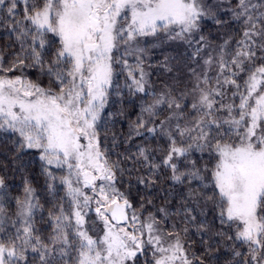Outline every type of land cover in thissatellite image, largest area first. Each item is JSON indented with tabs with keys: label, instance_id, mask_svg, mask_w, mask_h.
Instances as JSON below:
<instances>
[{
	"label": "trees",
	"instance_id": "16d2710c",
	"mask_svg": "<svg viewBox=\"0 0 264 264\" xmlns=\"http://www.w3.org/2000/svg\"><path fill=\"white\" fill-rule=\"evenodd\" d=\"M207 1V20L197 19L189 37L156 34L143 56L127 60L90 126L112 184L141 224L178 241L190 264H256V251L227 218L214 177L217 150L234 134L230 101L236 104L241 90L227 83H246L264 64V0ZM38 4L17 3L14 13L1 7L0 59L9 76L54 96L70 63L57 38L30 22ZM22 137L0 120L1 212L15 222L20 205H35L27 233L7 242L18 241L25 264H84L91 252L80 230L95 226L94 213L76 174Z\"/></svg>",
	"mask_w": 264,
	"mask_h": 264
},
{
	"label": "rangeland",
	"instance_id": "374dc122",
	"mask_svg": "<svg viewBox=\"0 0 264 264\" xmlns=\"http://www.w3.org/2000/svg\"><path fill=\"white\" fill-rule=\"evenodd\" d=\"M37 1L39 8L35 5L29 20L57 38L70 67L63 73L60 93L50 96L27 78L9 76V67L4 68L0 59V120L23 133L27 144L35 143L37 150L53 154V164L66 165L76 174L82 197L94 213L90 222L95 226L80 230L91 252L86 264H190L178 241L150 224H141L133 212L129 211V217L135 241L126 226L111 221L109 206L127 204L100 160L90 124L116 84L118 70L128 66L127 60L143 56L156 34L179 41L189 37L197 19L207 20L208 1L0 0V12L2 6L11 5L9 13H14L17 3ZM249 43L246 38L242 49ZM240 86L237 95L230 92L231 99L237 96L236 104L230 101L234 134L217 150L214 181L228 220L239 226V238L256 251V264H264V224L258 214L260 205L264 209V64L254 68L246 83L231 81L226 89ZM222 103L223 97L218 106ZM2 184L0 179V190ZM2 202L0 194V264H25L18 241L8 243L7 239L27 233L34 202L20 205L15 222L10 223L1 212ZM7 224L10 236H6Z\"/></svg>",
	"mask_w": 264,
	"mask_h": 264
},
{
	"label": "water",
	"instance_id": "95a60500",
	"mask_svg": "<svg viewBox=\"0 0 264 264\" xmlns=\"http://www.w3.org/2000/svg\"><path fill=\"white\" fill-rule=\"evenodd\" d=\"M107 214L113 223L126 226L130 231V239L132 241L136 240L135 227L131 225L129 212L122 204L114 203L110 205L107 209Z\"/></svg>",
	"mask_w": 264,
	"mask_h": 264
}]
</instances>
